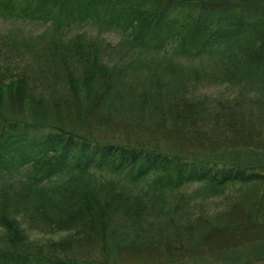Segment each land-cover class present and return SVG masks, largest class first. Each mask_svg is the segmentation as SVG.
Segmentation results:
<instances>
[{
    "label": "trees",
    "instance_id": "1",
    "mask_svg": "<svg viewBox=\"0 0 264 264\" xmlns=\"http://www.w3.org/2000/svg\"><path fill=\"white\" fill-rule=\"evenodd\" d=\"M0 18L45 28L0 51V264H216L264 240V168L220 158L264 153V0Z\"/></svg>",
    "mask_w": 264,
    "mask_h": 264
},
{
    "label": "rangeland",
    "instance_id": "2",
    "mask_svg": "<svg viewBox=\"0 0 264 264\" xmlns=\"http://www.w3.org/2000/svg\"><path fill=\"white\" fill-rule=\"evenodd\" d=\"M45 28L39 26V25H33V26H20L18 24H14L11 21H4L0 18V51L2 53L9 52L11 57L15 56L16 51V44L17 41H20L23 38H35L39 36ZM79 31V32H78ZM83 33L84 29H76L75 33ZM20 33H22L20 35ZM95 32L89 31L90 35H93ZM107 40L110 42H116L115 37H108L105 36ZM23 40V39H22ZM19 47V45H18ZM12 51V52H11ZM221 88H211V89H205L204 92L210 95H217L221 92ZM240 156V159H243L249 166L255 167V168H264V153L262 152H254V151H247L245 154L237 153L235 151L231 152H225L223 153L220 158L223 161L232 162L235 160H238ZM239 159V160H240ZM212 204H218L217 202H212ZM37 238L43 239L47 237L43 236H35ZM55 238H59L56 236ZM264 256V240L261 242L244 245L243 247L238 248L237 250H234L232 252H228L226 254H221L217 256L214 261L216 264H228V263H235L236 261H254L253 259H258L260 257ZM212 261V260H211Z\"/></svg>",
    "mask_w": 264,
    "mask_h": 264
}]
</instances>
